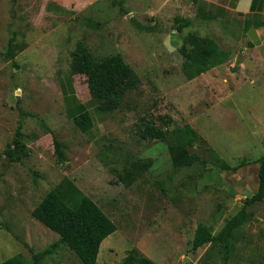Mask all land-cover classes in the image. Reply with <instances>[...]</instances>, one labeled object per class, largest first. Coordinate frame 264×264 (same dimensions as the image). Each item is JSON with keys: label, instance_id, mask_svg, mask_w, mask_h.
<instances>
[{"label": "rangeland", "instance_id": "374dc122", "mask_svg": "<svg viewBox=\"0 0 264 264\" xmlns=\"http://www.w3.org/2000/svg\"><path fill=\"white\" fill-rule=\"evenodd\" d=\"M190 2L0 0V262L17 253L30 260L58 240L31 211L54 187L71 197L69 181L117 226L102 241L96 264H119L131 248L156 264H201L208 246L191 250L196 226L218 232L256 191V160L264 155V64L223 46L225 63L187 80L178 48L200 29L188 17ZM175 17L192 24L178 31ZM78 41L96 59L120 53L140 78L119 109L102 114L103 139L91 138L93 132L81 131L64 112L59 79L70 90L64 79ZM10 42L22 48L14 47V56ZM74 82L86 93L83 100H91L85 76ZM89 104L97 129L100 117ZM164 115L172 121L166 124ZM19 122L26 149L11 161L4 149ZM146 123L167 130L166 138H141ZM53 138L62 143L64 162ZM180 140L190 142L199 162L172 165L171 149ZM247 211L235 253L225 259L214 252L203 261L264 264V198ZM40 264L81 263L60 246Z\"/></svg>", "mask_w": 264, "mask_h": 264}, {"label": "trees", "instance_id": "16d2710c", "mask_svg": "<svg viewBox=\"0 0 264 264\" xmlns=\"http://www.w3.org/2000/svg\"><path fill=\"white\" fill-rule=\"evenodd\" d=\"M177 30L187 28L192 24L190 18L175 17ZM21 47L12 46L9 43L8 52L14 56ZM178 52L182 56L181 71L187 80L194 79L201 73L226 62L229 52L216 42L215 39L202 36L196 32H189ZM71 61L69 67L70 75H84L90 97L95 100L97 110L106 114L119 109L125 95L136 88L140 78L132 66L127 63L120 53L108 55L102 59H96L91 51L80 41L76 42L71 51ZM166 124L172 120L169 116H161ZM74 124L83 132L93 126V119L89 112L84 111L71 118ZM167 130L155 128L151 124H145L139 130L141 138H151L164 140ZM174 132L172 131L171 134ZM189 143L184 140L177 141L171 149V162L174 167L191 166L199 162L200 157L189 152ZM26 142L21 131V124L18 123L14 138L8 142L4 154L9 160L14 161L26 149ZM54 149L64 162L65 156L63 146L60 141L53 138ZM211 151V148H207ZM259 168L257 172L258 185L256 191L243 200L239 210L220 228L213 233L209 226L198 224L191 240V250L208 246L201 258V264H207L202 259H208L217 252L221 257L229 259L236 250L237 231L248 221L250 213L247 208L253 203L260 202L264 198V155L257 160ZM245 162H240L233 169L238 168ZM133 178L126 180L129 185ZM68 191L73 193L72 198L57 186L50 189L39 203L32 209L31 216L41 222L51 231L58 235V240L51 243L41 251L34 252L31 259H27L23 254H14L0 264H40L47 256L51 255L60 246L68 248L78 258L81 264H96L102 241L115 232L116 224L108 217L102 208L87 195H84L70 181L67 184ZM71 203L70 204H68ZM119 264H156L150 258L141 255L137 249L131 248Z\"/></svg>", "mask_w": 264, "mask_h": 264}, {"label": "crops", "instance_id": "0c3cea01", "mask_svg": "<svg viewBox=\"0 0 264 264\" xmlns=\"http://www.w3.org/2000/svg\"><path fill=\"white\" fill-rule=\"evenodd\" d=\"M188 9V17L199 24L200 35L215 39L222 48L230 46L245 53H251L264 64V0H191ZM74 78L75 75L71 76L66 72L64 82L69 84L70 90L63 88V81L59 79L64 112L69 119L81 112H89L94 124L86 132L94 133L91 138L100 134L99 139H103L104 135L99 129L104 120L103 113L97 110V104L92 98L83 100L86 93L77 91ZM80 79V77L77 78L78 81ZM77 84L80 85V83ZM91 101H93L91 107L94 113L96 112L100 117L97 129L94 126L97 119L88 107Z\"/></svg>", "mask_w": 264, "mask_h": 264}]
</instances>
